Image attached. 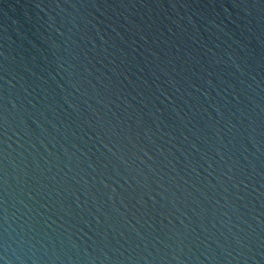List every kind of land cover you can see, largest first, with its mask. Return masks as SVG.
Returning <instances> with one entry per match:
<instances>
[{"label": "water", "instance_id": "1", "mask_svg": "<svg viewBox=\"0 0 264 264\" xmlns=\"http://www.w3.org/2000/svg\"><path fill=\"white\" fill-rule=\"evenodd\" d=\"M0 264H264V0H0Z\"/></svg>", "mask_w": 264, "mask_h": 264}]
</instances>
